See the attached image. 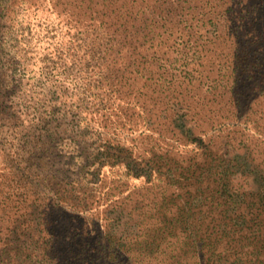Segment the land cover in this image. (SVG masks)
Instances as JSON below:
<instances>
[{"label":"trees","instance_id":"16d2710c","mask_svg":"<svg viewBox=\"0 0 264 264\" xmlns=\"http://www.w3.org/2000/svg\"><path fill=\"white\" fill-rule=\"evenodd\" d=\"M223 126L264 156V0H0V264H264Z\"/></svg>","mask_w":264,"mask_h":264},{"label":"rangeland","instance_id":"374dc122","mask_svg":"<svg viewBox=\"0 0 264 264\" xmlns=\"http://www.w3.org/2000/svg\"><path fill=\"white\" fill-rule=\"evenodd\" d=\"M21 16L22 15H20L14 22V31L17 29L22 20ZM11 36V33L8 34V37L5 38V41L11 40ZM12 41L13 39L10 41V44ZM8 49H11L9 44ZM222 128L224 130L222 135L223 138L217 140L216 142L214 141L211 145L213 150L219 154V157L216 159L214 167L212 168V173L216 174L217 177H222L223 182L227 183L228 188H230L232 191L244 193L246 199H249L250 197H257L256 194L264 185V156L256 161L255 156L252 155L246 160V152L242 150L241 145L225 138V126ZM208 138L209 134L205 136V139L208 140ZM185 150L186 152L188 151L187 149ZM256 162L262 163L260 166L261 168L254 166ZM204 172V176H206L208 171ZM119 216L125 217V220H122V224H124L125 221L127 222V216H124V214L122 215L120 213ZM118 223L121 224L120 222ZM119 228L121 229L122 227Z\"/></svg>","mask_w":264,"mask_h":264}]
</instances>
